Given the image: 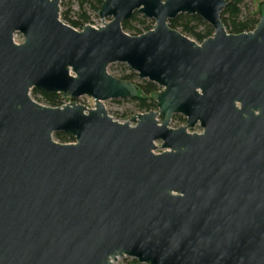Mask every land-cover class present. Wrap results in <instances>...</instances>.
<instances>
[{
	"label": "water",
	"instance_id": "95a60500",
	"mask_svg": "<svg viewBox=\"0 0 264 264\" xmlns=\"http://www.w3.org/2000/svg\"><path fill=\"white\" fill-rule=\"evenodd\" d=\"M60 3L0 0V264H264V14L235 35L225 0H104L109 21L75 30ZM135 12L154 25L130 36ZM180 14L213 35L171 29ZM117 63L158 86L156 111L106 112L139 95Z\"/></svg>",
	"mask_w": 264,
	"mask_h": 264
},
{
	"label": "trees",
	"instance_id": "16d2710c",
	"mask_svg": "<svg viewBox=\"0 0 264 264\" xmlns=\"http://www.w3.org/2000/svg\"><path fill=\"white\" fill-rule=\"evenodd\" d=\"M103 1L104 0H77L78 11L73 12L70 0H61L60 7L63 9L60 11V19L71 28L81 30L83 26L90 24L87 11L97 15ZM243 1L244 0H225V6L221 13V22L226 32L229 34L236 35L253 31L261 16L264 14L260 11H256L242 15L241 5ZM133 22H135L136 25H132ZM168 25L171 29L179 31L196 43H201L213 35V29L195 15L180 14L175 19L169 20ZM121 27L123 32L130 36H138L152 29L151 26L146 25V19L136 12L130 19L123 21ZM136 77L137 75L135 73H130L127 76H120L118 79L133 83L132 81H134ZM135 85H137L139 89V95L131 101L136 102L137 107L145 113L156 111L157 105L152 99V95L159 91L158 86L146 80H139ZM31 94L40 96L41 99L37 102L45 106H62L63 98L59 94L49 95L36 89H33ZM118 102H121V100ZM172 121H177V124L185 123V119L179 115H174ZM54 137L63 144L73 142L70 136L62 133H55Z\"/></svg>",
	"mask_w": 264,
	"mask_h": 264
},
{
	"label": "rangeland",
	"instance_id": "374dc122",
	"mask_svg": "<svg viewBox=\"0 0 264 264\" xmlns=\"http://www.w3.org/2000/svg\"><path fill=\"white\" fill-rule=\"evenodd\" d=\"M66 1V0H65ZM71 2V9L73 12L78 11V4H77V0H70ZM63 8L60 7V11ZM241 11H242V15H246L249 12H256V11H260L261 13H264V0H244L243 4L241 5ZM87 15L89 16L90 19V24L89 25H94L97 27L102 26L104 23H107L109 21V19H105L104 21L100 20L98 18L97 15H95V13H92L90 11H87ZM146 19V18H145ZM132 25H136L135 22L132 23ZM146 25L151 26V28L154 25V21L150 20V19H146ZM14 37L20 42H23V36L19 33L15 34ZM108 70L110 71V73L112 74V76L115 77H120V76H127L130 73H134L132 72L126 65L124 64H111L108 67ZM139 78L136 77V79H134L133 84H137L139 82ZM31 94V92H30ZM32 95V94H31ZM34 96V95H32ZM34 98H36L37 100H40V96H34ZM80 102L84 103L86 108L89 109V107H93L94 102L92 99L88 98V97H81L79 99ZM132 99H126V100H121V102H118L119 100H109L104 102V104L106 105V112L108 114H111L113 116H116L118 118L130 121V116L133 114H137L140 112H143L142 110H140L137 107L136 102L131 101ZM74 102L73 100L70 99H63L62 100V105H66L68 103ZM160 121V119H158ZM180 124H177V121H172L170 122V127L175 129L177 128V126ZM179 127V126H178ZM197 127L194 128L193 130H189V133H194L196 132ZM53 138L58 141L54 135ZM74 141V140H73ZM155 145L157 146V149L154 151L155 154H159L163 151V149H161V142H156ZM117 264H139L137 263L134 259L129 258V257H119L117 258L116 261Z\"/></svg>",
	"mask_w": 264,
	"mask_h": 264
},
{
	"label": "built area",
	"instance_id": "2783aa9c",
	"mask_svg": "<svg viewBox=\"0 0 264 264\" xmlns=\"http://www.w3.org/2000/svg\"><path fill=\"white\" fill-rule=\"evenodd\" d=\"M63 106V105H62ZM186 125V120H185V123H182V124H180V125H178L179 127L180 126H185ZM178 126H177V128H178ZM194 129V128H193ZM193 129H189V130H193ZM188 130V131H189ZM202 132V130L199 128V127H197V130H196V132H194V133H196V134H200Z\"/></svg>",
	"mask_w": 264,
	"mask_h": 264
},
{
	"label": "flooded vegetation",
	"instance_id": "af4514ba",
	"mask_svg": "<svg viewBox=\"0 0 264 264\" xmlns=\"http://www.w3.org/2000/svg\"><path fill=\"white\" fill-rule=\"evenodd\" d=\"M180 116V115H179ZM182 117V116H181ZM173 118V117H172ZM184 118V117H183ZM185 119V118H184ZM199 127V125H195L194 128ZM200 128V127H199ZM201 129V128H200ZM202 130V129H201Z\"/></svg>",
	"mask_w": 264,
	"mask_h": 264
}]
</instances>
